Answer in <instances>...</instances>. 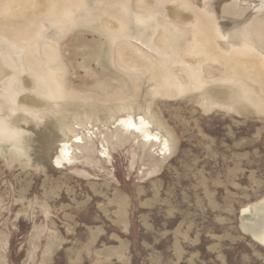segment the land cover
I'll return each instance as SVG.
<instances>
[{
  "label": "rangeland",
  "instance_id": "rangeland-1",
  "mask_svg": "<svg viewBox=\"0 0 264 264\" xmlns=\"http://www.w3.org/2000/svg\"><path fill=\"white\" fill-rule=\"evenodd\" d=\"M73 2L70 22L54 25L38 21L59 0H0V264H264L241 213L264 198V105L223 77L165 97L164 82L117 64L127 39L111 44L104 21L134 27L132 0ZM191 2L232 37L264 21L261 0ZM19 27L28 38L10 39ZM127 117L160 143L117 125Z\"/></svg>",
  "mask_w": 264,
  "mask_h": 264
},
{
  "label": "bare ground",
  "instance_id": "bare-ground-1",
  "mask_svg": "<svg viewBox=\"0 0 264 264\" xmlns=\"http://www.w3.org/2000/svg\"><path fill=\"white\" fill-rule=\"evenodd\" d=\"M59 1L66 7L59 10L57 3L51 4L38 22L42 19H47L54 25L70 22V14L76 7L75 3L73 0ZM159 1L132 0L136 24L131 29L127 22L121 21L115 17V14L104 21L106 28L113 32L110 38L111 44L120 37L127 39L126 43L118 47L116 53V61L121 69L148 72L156 84L164 82V89L161 92L169 98L185 93L194 94V88L202 90L210 84H218L223 77L229 79V84L240 90L248 101L264 105V99H261L255 90L258 84L264 92V21L249 23L250 37L243 35L240 30L235 37H232L223 32L213 13L208 12L204 7L192 5L191 0H166L165 3L160 1L163 4L162 11L156 9ZM82 3L83 0H80V5ZM261 7H264V0H261ZM159 11L158 16H155ZM21 27L9 32L10 39L24 41L28 38V32ZM135 27L136 29L132 30ZM135 30L138 32L133 34ZM148 51L153 52L154 55ZM26 64L35 66L30 58H26ZM4 67L5 64L0 59V87L5 75ZM197 68L200 71H196ZM60 69L62 68L56 64V69L51 73L61 77ZM166 69H169L168 76H165ZM199 73L200 75L196 76ZM166 77H168L167 81ZM170 78L176 79V89L169 86ZM192 78L196 81L194 82ZM30 85H32L31 81L25 82V86ZM56 86H59L58 81ZM49 93L52 98L61 97L59 92L53 95L50 90ZM200 94L208 95L206 89ZM27 98L22 99L27 101ZM207 98L213 99L209 95ZM28 101L30 105H41L38 101L31 99ZM4 102L5 98L0 97V110L6 108ZM117 125L132 133L141 134L145 142L160 143L157 136L148 132V122L141 117L137 120L132 117L121 118L117 121ZM73 143L79 144L81 140L76 138ZM68 154L69 148L67 144H63L55 164H61L69 156ZM241 213L253 215L250 220L245 221L244 227L252 237L264 244V198L252 206L241 209Z\"/></svg>",
  "mask_w": 264,
  "mask_h": 264
}]
</instances>
